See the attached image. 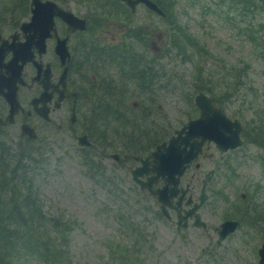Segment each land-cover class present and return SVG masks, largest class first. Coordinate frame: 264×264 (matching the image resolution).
Masks as SVG:
<instances>
[{
  "label": "rangeland",
  "instance_id": "rangeland-1",
  "mask_svg": "<svg viewBox=\"0 0 264 264\" xmlns=\"http://www.w3.org/2000/svg\"><path fill=\"white\" fill-rule=\"evenodd\" d=\"M112 1L61 0L78 14L87 16L90 12L93 31L87 33L89 39H104L105 43L114 40L118 45L126 36L131 63L137 59L143 62L137 68L130 66V82L123 83V87L129 88V103L118 120L131 138L138 141L134 136L142 131L146 139L150 128L160 130L155 137H163L197 117V76L227 89V99L222 97L225 106H217L230 118L239 120L244 129L247 120L259 116V111L264 117V57L253 54L255 48L243 35L242 26L251 19H245L243 11L230 10L221 0H177L173 11L177 20L170 12L161 17L143 5L137 6L136 13L130 16L113 7L119 13L113 17L109 14ZM27 3L28 0H0V18L9 15L13 19L17 15L22 19ZM263 10L255 15L253 23L264 24ZM176 24L184 34L182 37L191 40L196 48L188 46L185 53L175 48L171 32ZM246 62L248 70L239 74L238 69ZM200 67L202 73L198 72ZM149 68L150 78H144ZM106 74H110V69L103 71L102 76ZM237 81L241 89L235 93ZM241 93H246V99H241ZM122 98L126 99V95ZM70 111V105L66 114L64 108L56 109L51 123L41 121L43 128L38 130L36 141L0 134V153L12 155L9 159L1 158L0 165H14L18 159L27 164L30 160L42 213L49 219H58L62 227L63 234L53 247L62 252L66 264H257L264 222L248 223L252 217L243 207V200L264 209V171L254 158L258 146L249 142L244 132L240 147L221 152L209 145L199 160L200 167L188 170L184 181L194 187L195 193L204 173H214L206 187L208 199L199 210L206 229L191 225L184 229L160 218L154 199L129 178V168L135 164L130 156L141 153L137 145L126 152L106 149L96 141L103 140L105 133L99 132L89 133L92 144L79 146L77 135L90 131L79 113L91 115L82 107L72 124ZM101 121L107 124L110 117ZM59 123L64 130L58 129ZM24 154L36 156L37 167L31 158H21ZM113 154H118L119 159L115 160ZM257 183L260 191L251 187ZM226 219L237 220L238 228L217 243L214 227ZM14 264L45 263L31 251L21 254Z\"/></svg>",
  "mask_w": 264,
  "mask_h": 264
},
{
  "label": "flooded vegetation",
  "instance_id": "flooded-vegetation-1",
  "mask_svg": "<svg viewBox=\"0 0 264 264\" xmlns=\"http://www.w3.org/2000/svg\"><path fill=\"white\" fill-rule=\"evenodd\" d=\"M49 1L54 2L63 11L72 12L78 19L77 24H71L66 17L55 15L51 28L45 20V15L48 13L39 9L37 12L41 17L35 18L34 23L23 30L22 24L32 21L34 8L32 0H28L27 7L24 9L25 12L22 14L24 19H18L17 15L13 19H10L9 15L6 18H0V134L13 139L18 137L21 140L27 138L36 141L39 137L38 130L43 128L41 121L51 123V114L54 110L64 108L66 114L70 105L69 122L74 124L77 110L86 107L91 116L80 113L79 116L86 129L90 131H83L77 135L78 145H82L80 142L85 141L92 144L88 140L89 135H97L99 132L105 134L103 140L96 141L106 149L118 148L119 151L126 152L130 150V147L137 145L141 153L130 156L133 157L135 164L129 168V178L138 185L140 190L148 192L154 199L158 207L157 215L164 220L174 222L176 227L186 229L191 225L206 229L207 224L203 222L199 210L208 199L207 192L203 202L200 196L203 181L210 171L200 178V188L197 193L194 192V187H190L189 182L184 180L189 169L200 167L199 160L205 156V149H209V145H213L221 152L233 149L224 151L214 142L205 141L197 159L193 163L190 162L191 165L181 174L178 185L176 187L169 185L166 188L168 195L170 192H176V195L167 199L166 213H163L159 194L152 193L150 190H162L165 183L161 176L155 178L156 172L152 170L155 162L153 163L150 154L158 145L168 142L175 136L176 131L181 127L173 129L171 133L163 137H155L156 132L160 130L150 128L154 131L149 129L146 139L142 136V131L134 136L138 141L131 138L132 135L126 133L125 125L118 120L120 115L128 109L129 103V88L123 87L125 80L130 82L129 68L131 66L126 36L118 45L114 43V40L109 43H105L104 39L98 40L102 41L101 43L97 40L93 41L87 37V33L93 31V22L88 16L90 12L85 11L87 17L78 14L74 9L67 8L61 0ZM110 5L112 7L109 8L111 10L109 14L113 17L119 14L118 9L122 10L123 15L130 16L136 13L137 6L140 5L158 14L143 2L135 3L133 8L129 3L121 0H113ZM113 7L117 10L113 11ZM16 12L17 5L14 10V13ZM129 33L130 28L126 31L127 35ZM136 61L142 62L140 59ZM19 65H21V71L18 76ZM106 69H110V74L102 76ZM146 72L143 74L144 78H146ZM100 89L102 90L98 93ZM124 95L126 99L122 98ZM103 117H110V121L106 124L105 121H101ZM113 122L114 124L110 126ZM24 129L36 134L35 138L25 134ZM58 129H65L62 123H59ZM72 130L75 131L74 128ZM82 136H85V139H82ZM113 158L118 160V154H113ZM139 167L140 173L137 178L143 183H149V179H152L150 189L146 185L142 187L133 179L132 170ZM213 173L210 174L205 187L203 186L205 190L207 184L213 179ZM196 215L199 219H196ZM197 221L202 224L198 225Z\"/></svg>",
  "mask_w": 264,
  "mask_h": 264
},
{
  "label": "trees",
  "instance_id": "trees-1",
  "mask_svg": "<svg viewBox=\"0 0 264 264\" xmlns=\"http://www.w3.org/2000/svg\"><path fill=\"white\" fill-rule=\"evenodd\" d=\"M153 1L164 12V16L162 17L169 16V12L174 16L173 11L177 0H170L167 3L162 0ZM221 2L223 5H227L230 10L243 11L242 15L245 19L251 18L242 26V32L249 39L252 48H255L253 54L264 57V24L259 22L256 24L253 23L255 15L259 13V10L264 9V0H221ZM173 18L177 20L175 16ZM182 36L184 34L176 24V29L171 32L172 43L176 49H180L185 53L188 46L196 48L191 40H186ZM142 63L136 61V63H131V65L137 68ZM248 68L249 63L246 62L240 71L238 69V73L245 74ZM149 72L150 68L146 72V77L148 78H150ZM198 72L202 73L201 67ZM218 76L221 78V75ZM197 80L199 84L196 90L207 92L215 98L217 103L225 106L222 97L227 99V89L222 87L221 89L218 88V85L210 81L211 79L207 80L206 78L203 79L201 76H197ZM219 86L221 85L219 84ZM240 86L241 83L237 81L234 85L235 93L240 91ZM217 90L220 91L217 92ZM221 92L224 93V96L220 95ZM245 95L246 93H241L242 100L246 99ZM258 114L259 116L257 115L255 118L247 120L246 123L248 125L244 129V137L246 136L249 142L258 146L254 158L264 170V117L261 115L262 111H259ZM247 140L246 142H248ZM1 147L5 150L3 145ZM0 154V163L1 158L9 159L12 156L8 153L4 155L1 152ZM21 158H31L34 161V166L37 167L38 165V162H36L38 160L34 155L29 156L24 154ZM26 163L23 164V161L18 159L14 165L11 163L0 165V264H14L21 254L31 251L36 254L42 263L66 264L67 260L64 261L62 252L53 247L58 237L63 234L62 227L58 219H49L42 213L39 203V188L35 181L33 167L30 160H27ZM7 174L10 175L8 178ZM10 183L12 184L10 185ZM251 187L254 188V191L261 190V186L258 183L256 187L253 185ZM247 200H243V207H247V214H250L252 217V221L248 223L253 225L258 224L260 221L264 222V209L261 210L257 204L254 205L252 203L249 205ZM241 211L242 207L238 208V215ZM142 237H144V234H142Z\"/></svg>",
  "mask_w": 264,
  "mask_h": 264
},
{
  "label": "water",
  "instance_id": "water-1",
  "mask_svg": "<svg viewBox=\"0 0 264 264\" xmlns=\"http://www.w3.org/2000/svg\"><path fill=\"white\" fill-rule=\"evenodd\" d=\"M122 1L129 3L132 8L135 3L143 2L157 13L163 14L162 10L151 0ZM32 4L34 5L32 21L30 23H23L21 26L23 30H26L28 26L32 25L35 18L41 17V15L37 12L39 9H43L48 13L45 15V20L48 21V25L51 28L53 27V17L55 15L66 17L71 24H77L78 19L74 17L72 12L68 10L63 11L52 1L46 0L45 2H41L40 0H32ZM17 69L19 76L21 65H19ZM213 101V97L206 95L202 91L198 92L194 97V103L199 108V116L195 119L187 121L179 130L176 131L175 136L170 138L168 142H163L158 145L156 150L150 154V157L153 158V163L155 162L152 168V170L156 172L155 178L161 176L165 183L162 190H150L152 193L159 194L163 213H166L165 206L166 203H168L167 199L176 195V192H170V195H168L169 193L166 192V188L169 185H173L174 187L178 185L181 174L190 165V162L197 159L205 141H213L218 148L224 151L236 148L243 143L241 138V123L237 119L231 120L225 114L224 110L213 104ZM24 133L33 138L36 136V134L27 129H24ZM81 138L85 139V136H82ZM80 143L82 145L90 144L88 141ZM139 173L140 167L132 170L133 179L142 187L146 185L148 189H150L152 179H149V183H143L137 178ZM211 173L212 171L207 174L206 179L203 181L204 187L206 185V181L210 178ZM204 187L201 191V202H203L206 198ZM196 219H199L198 215H196ZM197 224L200 225L202 223L197 221ZM237 225L238 222L235 220H227L221 223L216 229L218 232V239L216 242L220 243L229 233L235 230ZM258 255V264H264V239L258 250Z\"/></svg>",
  "mask_w": 264,
  "mask_h": 264
}]
</instances>
